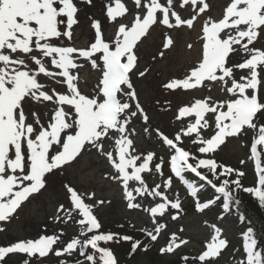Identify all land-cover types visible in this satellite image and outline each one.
Returning <instances> with one entry per match:
<instances>
[{"label":"snow or ice","instance_id":"obj_1","mask_svg":"<svg viewBox=\"0 0 264 264\" xmlns=\"http://www.w3.org/2000/svg\"><path fill=\"white\" fill-rule=\"evenodd\" d=\"M131 3L134 11L125 0H106L103 15L115 29L111 38H105L102 21L90 16L93 39L87 47H77L73 38L80 23L78 4L91 6L93 0H0V232L6 231L26 202L91 151L106 159L111 168L106 178L121 186L129 210L147 214L151 228L138 229L143 239L101 231L95 209L105 201L64 184L70 204L67 208L61 204L54 219L78 225V234L65 240L61 230L0 245V264H7L12 254L25 255L28 259L23 264L32 260L42 264L50 255L58 258L57 264H119L110 245L122 242L130 244V256L137 250L148 251L168 227L163 218L175 210L171 219L177 220L182 211L178 196L171 199L166 194L173 187V177L196 198L198 212L217 201L224 213L234 206L238 209L240 200L235 193L240 190L264 209V47L255 46L264 38V0H229L219 19H203L198 36L200 56L182 79H171L163 88L211 92L218 87L224 98L206 95L180 107L175 116L180 127L172 136L152 129L163 153L160 156L156 151L139 153L132 138L134 120L142 121L144 131H150L149 115L132 80L133 75L143 78L148 72L137 71L139 46L160 27L194 30L210 6L206 0ZM177 8L190 16H182ZM173 45L166 32L158 55L163 58ZM187 48L191 50L193 44ZM237 57L238 62L231 63ZM85 67L97 73L87 93L80 88L79 70ZM249 132V159L257 180L255 186L244 187L241 178L245 173L218 162L215 153L229 138L239 140ZM186 143L196 146L195 152ZM166 165L171 175L163 185L150 187L145 174L163 176ZM187 174L198 182H190ZM205 186L216 195L201 203L198 194ZM209 227L212 232L204 249L195 256H181L183 264H215L227 248L222 229L215 224ZM189 243L173 232L159 252L170 255ZM242 249L237 264H264V248L251 227L243 234Z\"/></svg>","mask_w":264,"mask_h":264},{"label":"rangeland","instance_id":"obj_2","mask_svg":"<svg viewBox=\"0 0 264 264\" xmlns=\"http://www.w3.org/2000/svg\"><path fill=\"white\" fill-rule=\"evenodd\" d=\"M206 2L209 4L210 10L198 18L194 30L190 31L187 28L166 30L160 27L155 31H151L139 46L137 71L148 69V72L143 78L133 75L132 80L139 102L150 118L149 132L144 131L145 126L140 120H134L131 125L135 129L136 134L132 138L139 153L146 154L149 151H156L158 156L163 155L160 151V145L151 130L159 128L172 136L180 127V122L175 119L177 110L180 107L189 105L195 99H202L206 95H211L217 100L224 98L218 87H214L211 92L207 90L189 92L176 90L170 92L163 88V84L171 79H182L186 71L195 64L200 56L198 36L203 19L206 16L219 19L229 0H206ZM105 3L106 0H93L91 6L78 4L80 23L74 29L75 46L87 47L92 41L93 31L90 28V16L102 21L105 38H111L115 29L104 18ZM125 3L130 10L134 11L131 0H125ZM177 10L181 11L184 17L191 14L179 8ZM166 32L172 36L174 45L161 58L158 53L163 50L161 45ZM189 43L193 44L191 50L187 48ZM255 46L257 48L264 47V38H261ZM239 59L240 57L234 58L231 63H236ZM79 74L80 88L87 93L95 85L97 73L85 67L79 70ZM240 74L237 71V77ZM53 86L60 90L59 86ZM261 95L264 98V92ZM261 122L264 123V117H261ZM204 135L208 136L209 133L206 132ZM251 137L252 133L249 132L248 136L241 137L239 140L229 138L221 149L215 153V159L218 162L245 173L241 178L245 187L255 186L257 180L254 162L249 159ZM185 147L195 152L196 146L186 143ZM241 160L246 162L241 164ZM110 171L111 168L103 156L95 151L83 153L77 161L66 167L64 171L50 181L45 190L31 198L30 202H26L18 210L15 218L6 225V231L0 232V245H8L19 240L36 239L40 235H51L54 232L59 233L61 230L66 234L64 236L65 240L78 234V225L71 221L68 224L57 223L54 219L61 204L65 208L69 207L70 204L66 190L63 187L64 184L71 185L82 194L94 193L95 200L105 201L103 205L95 209V214L103 225L101 231L127 234L137 239H143L144 237L138 229L142 227L151 228L147 214L141 210H129L127 208L121 186L117 182L106 178ZM167 172H169V168L166 165L163 176L155 173L145 174L147 184L150 187L157 183L163 185L164 179L168 177ZM189 180L194 183L198 182V178ZM207 188L209 187L205 186L198 194L201 203L212 199L211 197L201 198L204 191L207 193V190H211ZM166 194L171 199H175L177 196L180 199L182 211L179 214V219L172 220L171 215L175 214V210H170V213L162 220L168 226L165 233L146 252L137 250L134 255L130 256L129 243L122 242L118 245H110L119 264H183L181 256H195L204 249V245L210 239L212 232L209 226L213 224L222 229V236L228 241L227 248L215 260V264H237L243 257V234L246 232L244 225L238 218L230 213L220 215L214 206L203 212L191 209L192 203L196 204L197 202L196 198L187 194L185 187L177 178L173 179V187ZM139 200L140 198H138ZM88 202L94 203V201ZM120 225H123V227H120ZM132 225L135 227L133 228ZM181 228L183 229L182 232L180 231ZM173 232L182 238L188 239L190 243L173 254L161 255L159 249L165 245L168 235ZM6 259L7 264H23V261L28 258L23 254H12L10 258ZM57 261V257L50 255L43 260L42 264H57ZM30 264H35V261H30Z\"/></svg>","mask_w":264,"mask_h":264},{"label":"trees","instance_id":"obj_3","mask_svg":"<svg viewBox=\"0 0 264 264\" xmlns=\"http://www.w3.org/2000/svg\"><path fill=\"white\" fill-rule=\"evenodd\" d=\"M262 160H264V157H262ZM188 176L190 177L189 174H187V178ZM241 183L243 184L244 182L241 180ZM243 186L245 187L244 184ZM215 195L214 191H207V193H204L203 197L214 196L215 198ZM235 195L237 199L240 200V205L238 209L234 206L229 213L234 214V217L240 219L245 230L249 227L253 228L254 234L258 239L259 246L264 248V209L259 207L258 202L251 195L243 192L242 190L235 193ZM216 207L218 212L224 213L220 201H217ZM193 208L194 207L191 206V209ZM241 216L244 217L243 220L241 219Z\"/></svg>","mask_w":264,"mask_h":264}]
</instances>
